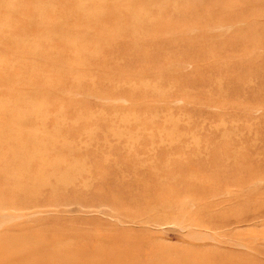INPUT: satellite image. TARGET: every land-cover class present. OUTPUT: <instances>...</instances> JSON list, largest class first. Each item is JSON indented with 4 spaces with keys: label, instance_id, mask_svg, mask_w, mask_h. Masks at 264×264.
Wrapping results in <instances>:
<instances>
[{
    "label": "rangeland",
    "instance_id": "obj_1",
    "mask_svg": "<svg viewBox=\"0 0 264 264\" xmlns=\"http://www.w3.org/2000/svg\"><path fill=\"white\" fill-rule=\"evenodd\" d=\"M4 1L0 109L10 115L0 116V137L15 131L4 126L11 118L33 120L16 131L37 139L39 159L58 164L61 177L78 179L86 171L94 199L110 191L113 181L103 179L101 189L95 181L105 168L120 171L113 188L118 197L136 202L131 192L152 189L150 200L174 203L145 214L148 202H136L133 212L143 214L138 224L101 233L141 239L99 243L100 250L122 247L124 262L134 264H264V3ZM199 175L232 187L209 195L211 181L201 184L209 190L201 194L192 181ZM77 188L82 198L92 197ZM69 189L59 197L70 200ZM193 197L199 206L191 205ZM15 213L24 216L12 220ZM37 213L30 218L10 210L5 224L29 226L57 215ZM60 215L71 220L57 222L64 229L115 224L100 210L76 205ZM161 217L160 223L147 221ZM57 225L39 227L47 232Z\"/></svg>",
    "mask_w": 264,
    "mask_h": 264
},
{
    "label": "bare ground",
    "instance_id": "obj_2",
    "mask_svg": "<svg viewBox=\"0 0 264 264\" xmlns=\"http://www.w3.org/2000/svg\"><path fill=\"white\" fill-rule=\"evenodd\" d=\"M261 1L264 3V0H261ZM1 3L3 2L1 1ZM24 6L25 5L23 4V7ZM14 8L16 9L15 6L13 7V9ZM17 8H20V7H17ZM23 14H25V12ZM0 19H3V16L2 18L0 17ZM4 19H5V16H4ZM30 21L31 19L29 18L28 22L31 23ZM9 22L11 21L9 20ZM12 23L13 22H11V24ZM1 24L2 26L5 25V23L3 24L2 22L0 23V25ZM50 24L52 23L50 22ZM5 26L3 28L0 27L1 28L0 30H2L1 32H3V29L5 28ZM45 28L46 27H44V29ZM47 28H50V27H48L47 25ZM28 33L30 34V32H27V34ZM24 34L26 33H23V35ZM46 36H48V33L46 34ZM18 38H20V36H18ZM19 55H22V54H19ZM12 76L14 77V75ZM263 78H264V75H263ZM11 82H12V79H11ZM17 91L18 90L16 91L14 90V92L18 93ZM10 93L11 92H9L8 94L9 96H10ZM23 100L24 99H22V101ZM17 106H14V109L16 107L15 110H17L18 108ZM0 113H1L0 116L2 115L5 116L9 113V111L5 109H2L1 111L0 109ZM17 119L11 118V120L8 119L9 120L8 122L6 123L4 122L5 127L13 128L15 131H13L12 129L11 131L13 132L11 133V135H9V137H7V135H4L3 133H2L3 137L2 138L0 137V264H134L133 262H124L123 257H125L126 254L123 251H121V249H123L122 247H119L121 249L118 251L116 250L106 251L105 250L103 252L102 250H100L98 246L99 243H103V244L106 243L108 245L110 244V242L119 241V240L121 241L122 239H124V238H121V236H118V237L111 236V234H106L105 236L104 233H101V231L105 227H109V226H111L112 229H117L119 227V224L120 225L138 224L139 223L138 219H140V217L143 214L141 213V215L139 216L135 212H133V209L135 208L133 207V205L138 204L136 202H140V201H146V203L148 202L147 206H149V208L147 207L145 214L153 213L157 208H161L162 210L173 209L174 203L170 200H160L158 198L150 200L151 193L153 191L152 189L148 190L149 192L148 195H145L144 191L142 192L138 191L135 193L131 192L130 194L132 195L131 199H133L136 202H131V201L128 202L124 198H121L120 196L118 197L119 194L113 188H116V186L119 185L117 177L120 171H117V170L112 171V169L107 170L105 168L100 170L99 175L101 179H97L96 177L95 181L101 182L100 189L105 187L106 185V182H104L103 179H109L113 181L110 183L111 184L110 191L106 195L104 196L100 195L98 199L96 198L94 199L95 193L90 191V188L94 183L92 182V180H90L91 179L90 177H87L84 175L86 171H83L78 179L61 177L58 171L60 167V166L59 167L57 166L58 164H55V163L54 164H44L42 160L39 159V157H41L42 155L37 153V150L40 151V149H37V139L33 140L32 139L33 137L30 134L27 135L26 138H24L22 137L19 131H16L18 130L17 128L18 126L23 127L22 125L23 122H25L24 123L25 126H28L33 120H26V119L17 120ZM27 146H33L34 151H29L27 149ZM149 178L154 179L153 175H150ZM192 178H193L192 179L193 182L197 181V183H199L202 189V192H200V189H199V192L201 194H205L209 192V190L207 192H204L205 190L203 189L202 185L205 183L211 182V181H213V183H210V184L212 185L214 184L213 185L214 190L210 192L209 195L214 196L216 195V193L221 194L222 191L224 190L225 185L226 186L229 185V187H232L230 182L223 183V187L220 186L216 178L215 179H209L207 177L203 178L201 177V175H199V177L192 176ZM194 178L195 179L197 178V180H195ZM215 184H217V186ZM81 185L84 186L83 190H86L87 191L86 193L88 194L92 193V197L82 198L80 196V192H82V190L80 192H76V190H79L77 186H81ZM63 188L65 189L70 188L69 190H71L72 195H73L70 198V200L59 197L60 196L59 194L63 193L62 192ZM197 199L198 197L191 198V205L194 204L195 206H199L198 205L199 200ZM243 199L245 198L243 197ZM200 200L204 201L201 198ZM150 202L153 203L154 205L151 204ZM73 205L80 206L81 208H85V210H89V212L100 210V213L104 217L110 218V220H113L115 224L113 223L109 224L105 222L106 224H103V223L100 224V227L97 230H93V229L83 230V228H72V226H69L67 229H64V227H61V226H66L64 223H70L71 220L60 218L62 217V215L60 214L67 213L68 207L73 206ZM184 207L186 208V206ZM10 210H15V212L16 211L19 212V210L26 211L28 215L31 216L30 218H32V214H36L37 212H39L40 214L54 212L57 215L52 216V217H49V215H46L48 217L39 218V219H36L35 221L33 220L32 222L33 225H29V226L21 225V223L17 224L16 222H12V221H10L9 224L7 222H6L7 224H5V220L7 217L5 215ZM40 211H44V212H40ZM143 213H144V210H143ZM15 214H16L15 216L16 218L12 220H15V219L19 220L20 218H22V216H24V215L20 216L18 213H15ZM60 221H61V226L59 227L57 225V222H60ZM147 221L149 224H152L153 222L160 223L163 221V217L149 218L147 219ZM240 222L241 220L239 219V220H236L235 223H240ZM43 223L56 224L58 227H55L56 230L48 229V231L46 232L43 228L39 227ZM41 230L45 232L43 231L41 232ZM40 238H43V239L45 238L46 239L45 242H48V244L43 245V243L40 242ZM137 239H141V238L133 239L131 237L127 238L126 236L124 241L136 242ZM123 247H126V246H123ZM115 248L119 249L118 247H115ZM134 254H137V253L136 252L131 253L132 257H135ZM120 259L122 261L121 263H120Z\"/></svg>",
    "mask_w": 264,
    "mask_h": 264
}]
</instances>
